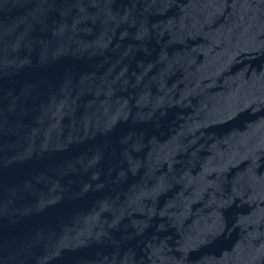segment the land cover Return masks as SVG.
Segmentation results:
<instances>
[{
	"label": "water",
	"instance_id": "95a60500",
	"mask_svg": "<svg viewBox=\"0 0 264 264\" xmlns=\"http://www.w3.org/2000/svg\"><path fill=\"white\" fill-rule=\"evenodd\" d=\"M0 264H264V0H0Z\"/></svg>",
	"mask_w": 264,
	"mask_h": 264
}]
</instances>
